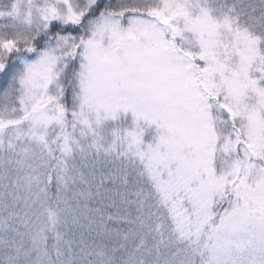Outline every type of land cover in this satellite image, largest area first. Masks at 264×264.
Wrapping results in <instances>:
<instances>
[{"label": "snow or ice", "instance_id": "6c2138e0", "mask_svg": "<svg viewBox=\"0 0 264 264\" xmlns=\"http://www.w3.org/2000/svg\"><path fill=\"white\" fill-rule=\"evenodd\" d=\"M0 264H264V0H0Z\"/></svg>", "mask_w": 264, "mask_h": 264}]
</instances>
